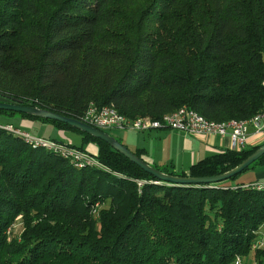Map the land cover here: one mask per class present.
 I'll return each instance as SVG.
<instances>
[{
    "label": "trees",
    "instance_id": "trees-1",
    "mask_svg": "<svg viewBox=\"0 0 264 264\" xmlns=\"http://www.w3.org/2000/svg\"><path fill=\"white\" fill-rule=\"evenodd\" d=\"M0 97L77 120L92 105L132 120L182 107L216 123L249 120L264 107V0H0ZM1 115L79 134L73 146L102 168L0 128V264H235L252 253L264 264V247L254 248L263 183L160 182L66 123ZM262 145L212 155L188 174L155 168L213 177ZM263 165L264 155L248 169Z\"/></svg>",
    "mask_w": 264,
    "mask_h": 264
},
{
    "label": "crops",
    "instance_id": "crops-1",
    "mask_svg": "<svg viewBox=\"0 0 264 264\" xmlns=\"http://www.w3.org/2000/svg\"><path fill=\"white\" fill-rule=\"evenodd\" d=\"M16 121V123L9 122V124L22 127L28 131L33 130L38 123H41V121L25 119L19 115ZM41 124H44V122ZM41 130L44 132L42 134L49 131L48 128ZM51 131L50 134L57 137V139L52 138L53 140L62 139L73 144V141L66 137V131L57 128ZM108 133L116 137L132 152H139L141 157L152 166L160 169L168 168L179 173L185 172L188 174L193 165L212 155L223 153L227 150L240 151L233 144L230 137L217 135L194 136L168 128L145 132L111 130ZM263 143V138L253 136L251 133L247 147ZM88 149V152L92 154L98 151L97 146L93 143L88 145ZM253 169L255 171V181H252V183L261 182L264 184V165Z\"/></svg>",
    "mask_w": 264,
    "mask_h": 264
},
{
    "label": "built area",
    "instance_id": "built-area-1",
    "mask_svg": "<svg viewBox=\"0 0 264 264\" xmlns=\"http://www.w3.org/2000/svg\"><path fill=\"white\" fill-rule=\"evenodd\" d=\"M80 121L103 131L115 129L120 131L133 130V131L145 132L160 128H168L194 136L217 135L222 137H230L233 141V144L236 147H238L240 150L247 148L251 133L253 134V136H259L264 140V112L262 113V117L260 118L259 121L250 123V125H244V128L238 131H217V129H203L201 128V123L196 121L193 115H189L187 111L183 113V115L179 116L178 121L172 123L162 122L159 123V127H150V124L123 125L117 121H110L109 116L103 113V107L95 108V106H93L90 107L88 111L84 113ZM0 126H2V128H11L15 133H21L24 135H29V137L37 138L41 142L50 144V147L53 149L74 151L75 159H83V160L99 162L95 156L85 151L79 150L78 148L74 147L73 144L69 141L46 139L32 134L27 129L9 123L0 124ZM139 182L141 184L142 181L140 180ZM262 239L263 238L259 237L258 241L254 245V248H259L264 245ZM239 262H240V258H237L235 264H239Z\"/></svg>",
    "mask_w": 264,
    "mask_h": 264
},
{
    "label": "water",
    "instance_id": "water-1",
    "mask_svg": "<svg viewBox=\"0 0 264 264\" xmlns=\"http://www.w3.org/2000/svg\"><path fill=\"white\" fill-rule=\"evenodd\" d=\"M0 110L24 113L43 119H51L66 123L77 130H80L95 138L105 141L114 150L126 156L130 161L140 166L147 173L154 176L158 181L174 185L198 186L217 184L241 174L246 169H248L251 164H253L255 161H257L264 155V145H262L252 155L245 159L240 165L223 174L213 177L176 176L165 173L155 168L154 166L146 162L144 159L138 157L135 153H133L125 145H123L119 140H117L116 137L110 135L108 132L94 128L80 120L74 118H67L39 107L24 105L18 100L0 101Z\"/></svg>",
    "mask_w": 264,
    "mask_h": 264
},
{
    "label": "bare ground",
    "instance_id": "bare-ground-1",
    "mask_svg": "<svg viewBox=\"0 0 264 264\" xmlns=\"http://www.w3.org/2000/svg\"><path fill=\"white\" fill-rule=\"evenodd\" d=\"M90 107H93V105ZM95 108H99V107L95 106ZM86 111H88V110H86ZM186 111L189 115H193V117L195 118L196 121L201 123V128H203V129H217V131H238V130H242L244 128V125H250V123L259 121L260 118L262 117V113L264 112V107L262 109V112L259 115L255 116L249 120H235V119L233 120L232 119V120H229L226 122H221V123L209 121L208 119H206L205 117L200 115L198 112H196L192 109H189L187 107L179 108L175 112L164 115L162 119L153 120V121L152 120L145 121V120H141V119H135V120L128 119L127 117L119 114L115 109H113L111 107H103V113L105 115L109 116L110 121H117L123 125L150 124V127H159V123H162V122L172 123V122L178 121L179 116L183 115V113H185ZM0 128L6 130V131H8V132H10L16 136L22 137V139H24L27 143L32 144L35 147H44L46 149H50V150L55 151V153L60 155L62 158L69 159L78 168H83L86 166H97V167L102 168V165L97 161L75 159V152L74 151H65L62 149H53L50 147V144L45 143V142H41L37 138L29 137V135H24L21 133H15L13 131V129H11V128H2V126H0ZM143 183L144 182H141V184H140V182H138L140 187L143 185ZM256 185L264 187V184L256 183Z\"/></svg>",
    "mask_w": 264,
    "mask_h": 264
},
{
    "label": "rangeland",
    "instance_id": "rangeland-1",
    "mask_svg": "<svg viewBox=\"0 0 264 264\" xmlns=\"http://www.w3.org/2000/svg\"><path fill=\"white\" fill-rule=\"evenodd\" d=\"M1 100H3L2 97H0V101ZM17 119H18V115H14V116L1 115L0 116V124H6L9 122L10 123H16ZM41 123H38L36 125V127L33 130H31L30 132L34 135H37V136H40V137H43L46 139H52V138L57 139L56 136H53L50 134V132H52L51 130H55L56 127L50 123H44V124H41ZM47 128L49 131H47L45 134H42L44 132H42L41 129H47ZM111 130H115V129H110V130H106V131L110 132ZM66 137H69L68 139H71L75 146L82 145L81 144L82 139H81V136L79 134L74 133V132H70V131H66ZM58 141H65V140L60 139ZM86 149H88V146H86ZM252 181H255V171H254V169H248V170L242 172L241 174H239L236 179H234V180L228 179L225 182V184H227V185L237 184V183L250 184V183H252ZM21 229H22V225L19 221L14 228V233L15 234L19 233L21 231ZM262 229L263 230L261 231V234L259 235V237L263 238L262 241L264 243V226L262 227ZM263 247H264V245H263ZM241 261H242V264H256L254 261V258H253V253L250 254L248 257L240 259L239 264H241Z\"/></svg>",
    "mask_w": 264,
    "mask_h": 264
}]
</instances>
